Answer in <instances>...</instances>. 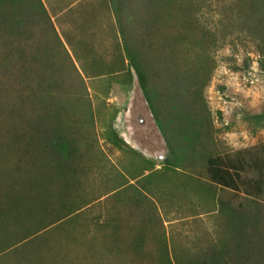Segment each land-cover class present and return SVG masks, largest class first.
<instances>
[{
    "label": "trees",
    "instance_id": "16d2710c",
    "mask_svg": "<svg viewBox=\"0 0 264 264\" xmlns=\"http://www.w3.org/2000/svg\"><path fill=\"white\" fill-rule=\"evenodd\" d=\"M110 5L125 57L118 70L108 65L109 73L127 70L133 80L132 69L136 70L139 89L169 148L165 167L202 169L209 185L222 193L244 191L263 197L264 144L253 149L223 148L205 91L217 67L215 50L231 34L256 43L264 69V0H223L222 15L213 26L203 20L204 9L211 7L208 0H110ZM54 29L43 0H0V59L6 55L8 70L14 68L6 76L0 70V207L13 205L17 212L22 200L46 190L55 198L48 196L54 215L47 226L78 220L91 203L84 193L89 179L84 160L95 128L82 83H65L56 75L52 44L46 39L51 34L60 42ZM72 67L82 77L73 62ZM8 77L10 86L5 84ZM65 86L74 93L70 104L62 97L71 93ZM72 105H76L73 116ZM248 119L264 124V113L248 115ZM107 138L120 149H130L113 125ZM144 170L151 173L133 177L146 190L149 179L157 182L159 178L153 161ZM15 189L16 197L10 194ZM111 198L119 201L116 195ZM151 200L148 192L139 190L129 201L145 213V223L154 224ZM217 204L226 217L224 236L215 242L206 240L200 250L176 262L157 242L161 254L150 264H264L260 216L243 203L236 208L223 194ZM113 218L105 226L111 229L110 235L120 231ZM146 236L136 232L131 243L135 252L145 246Z\"/></svg>",
    "mask_w": 264,
    "mask_h": 264
},
{
    "label": "rangeland",
    "instance_id": "374dc122",
    "mask_svg": "<svg viewBox=\"0 0 264 264\" xmlns=\"http://www.w3.org/2000/svg\"><path fill=\"white\" fill-rule=\"evenodd\" d=\"M43 2L60 39L59 42L51 34L46 38L52 44L56 75L65 83H82L84 100L91 102L95 117L92 147L84 160V171L89 177L84 193L91 203L78 220L54 226L47 225L54 215L51 197L55 198L46 190L39 189L34 199L22 200L19 212L13 205H2L0 264H150L161 254L157 242L167 248V256L173 262L189 258L200 250L201 244L208 243L206 240L215 242L224 236L226 217L217 204L221 194L231 199L236 208L243 203L258 214L264 230V195L259 198L244 191L222 193L219 187L209 185L202 169L165 167L169 148L133 69V80L127 70L114 74L108 70V65L118 70L125 57L110 0ZM208 2L211 7L204 9L203 20L213 26L222 15L223 0ZM237 35L231 34L216 48L217 67L205 94L222 147L253 149L264 144V124L248 119V115L264 113V69L256 43ZM8 60L6 55L0 59L4 76L14 72V68L8 70ZM72 62L82 77L75 74ZM5 84L10 86L9 77ZM65 87L71 93L62 97L70 104L69 97L74 93ZM75 108L76 105L71 106L72 116L76 115ZM111 125L130 149H120L108 140ZM148 161L155 163L156 177L160 179L148 180V189H153V193L142 189L133 177L151 173L142 171ZM139 190L148 192L152 199L154 224L145 223V213L131 206L129 200ZM10 194L16 197L17 190ZM112 195L119 201L109 200ZM111 216L120 230L113 235L105 227ZM136 232L147 233L145 246L138 252L131 245ZM29 234L33 235L28 238Z\"/></svg>",
    "mask_w": 264,
    "mask_h": 264
},
{
    "label": "water",
    "instance_id": "95a60500",
    "mask_svg": "<svg viewBox=\"0 0 264 264\" xmlns=\"http://www.w3.org/2000/svg\"><path fill=\"white\" fill-rule=\"evenodd\" d=\"M133 72H134L135 76H137V72L134 68H133Z\"/></svg>",
    "mask_w": 264,
    "mask_h": 264
}]
</instances>
